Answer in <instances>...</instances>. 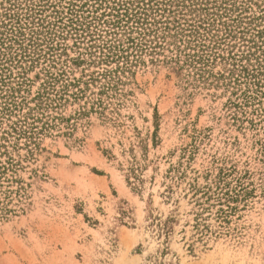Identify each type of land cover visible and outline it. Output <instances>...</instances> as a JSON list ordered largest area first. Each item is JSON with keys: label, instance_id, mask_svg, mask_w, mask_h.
<instances>
[{"label": "rangeland", "instance_id": "374dc122", "mask_svg": "<svg viewBox=\"0 0 264 264\" xmlns=\"http://www.w3.org/2000/svg\"><path fill=\"white\" fill-rule=\"evenodd\" d=\"M263 1L236 0L250 7L241 13L244 24L264 16ZM98 2L0 0L3 47L19 26L30 39L22 44L26 54L16 45L0 51V81L16 89L24 78L21 94L31 98L45 70L78 79L113 67L68 61L85 53L68 13L76 9L89 22L104 11L91 13ZM98 29L91 26L85 42L100 43ZM158 60L142 55L101 97L103 110L84 100L65 104L57 113L68 129L41 136L32 157L24 159L23 140L18 152L9 147L23 160L13 194L1 197L10 213L0 217V264H264V95L245 84L186 82L185 71ZM221 70L217 63L212 72ZM89 89L87 96L98 92ZM243 93L254 99L245 103ZM192 187L232 199L212 196L203 211L205 200ZM219 210L225 218H217Z\"/></svg>", "mask_w": 264, "mask_h": 264}, {"label": "trees", "instance_id": "16d2710c", "mask_svg": "<svg viewBox=\"0 0 264 264\" xmlns=\"http://www.w3.org/2000/svg\"><path fill=\"white\" fill-rule=\"evenodd\" d=\"M235 2L236 0H99L94 3L97 7L92 6L94 11L91 13L102 8L104 11L93 16L89 22L88 17L71 9L68 13L70 19L67 20L69 28L85 53L69 59V63L73 66H114L104 68L101 72L83 73L78 79L71 78L63 69L54 73L45 70L43 82L31 98L21 94L25 86L24 78L19 77L21 81L16 82V89L10 86L11 83L5 82L8 78H1L0 125L4 121L6 123L0 130V217L10 213L4 202L13 194L9 190L10 184L18 183L14 175L21 168L23 160L20 155H17L18 159H14L9 147L13 152H18L20 140H23L22 147L26 151L24 159L32 157L41 136L52 135L55 129L59 133L63 124L68 129V120L57 113L68 102L84 100L85 105L90 104L91 109L103 110L101 97H108L120 85L121 77L124 78L131 68L141 63L142 55L149 56L151 61L156 62H160L158 59L162 57L161 63L170 65L176 71H185L183 76L186 82L191 78L195 82L207 84L212 79L214 82L210 81L211 86V83L221 80L225 86L233 84L240 87L245 84L247 90L252 86L257 89L256 92L264 95L260 91L264 88V16H252L244 24L241 13H246L250 7H237ZM70 6L75 7L74 4ZM262 6L264 9V1ZM36 11L37 15L43 12L41 9ZM262 12L263 10L259 11L260 14ZM91 26L99 28L100 33L105 34L100 43L92 40L91 36L85 42ZM39 32L32 31L33 35L30 37ZM10 34L12 36L4 40L12 45L4 48L2 41L0 51L16 45L21 54H26L27 46L23 48L22 44L30 39L25 38L20 26ZM94 49L99 56H94L96 52H91ZM49 51L51 52L50 48ZM86 55L90 58H84ZM0 56L5 57V54L0 52ZM92 57H95L94 60ZM54 62L52 61L57 65ZM217 63L222 70L214 74L212 69ZM2 70L3 73L6 71L5 68L0 71ZM90 86H97L98 92L87 96ZM243 97L245 103L247 99H254L244 93ZM78 114L86 115L88 112ZM2 157L4 160H1ZM192 189L202 194L200 199L205 200L198 205L200 208L211 201L212 196H216L218 203L224 199L228 203L232 199L221 192L211 195V190L207 187L203 188V192L194 187ZM2 196L4 202L1 201ZM234 196L239 197V194ZM202 210L206 211L204 208ZM225 213L217 211V218H225Z\"/></svg>", "mask_w": 264, "mask_h": 264}]
</instances>
